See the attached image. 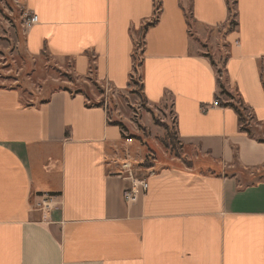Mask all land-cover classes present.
<instances>
[{"label":"crops","instance_id":"1","mask_svg":"<svg viewBox=\"0 0 264 264\" xmlns=\"http://www.w3.org/2000/svg\"><path fill=\"white\" fill-rule=\"evenodd\" d=\"M22 1L26 57L102 99L139 73L188 156L136 175L142 145L96 94L0 84V264H264V0Z\"/></svg>","mask_w":264,"mask_h":264},{"label":"rangeland","instance_id":"2","mask_svg":"<svg viewBox=\"0 0 264 264\" xmlns=\"http://www.w3.org/2000/svg\"><path fill=\"white\" fill-rule=\"evenodd\" d=\"M25 15L26 8L22 0H0V74L4 77L1 78L0 84L19 86L25 92L42 87L48 93L53 88L66 86L74 91L88 90L91 94H96L91 98V103L99 101L107 103L112 120L123 121L129 137L140 141L142 155L137 156L138 160L133 162L136 175H141L146 167L153 166L157 162L160 166L168 161L178 160L187 165L182 159L188 154L176 134L171 114H165L163 109L154 112L145 106L139 73L132 79L129 94L123 93V97L119 98L112 93L103 99L99 98L100 89H103L100 84H95L92 80L76 82L74 74H67L65 70L54 67L46 60L35 63L33 59L26 57L22 39V34L26 31ZM137 46L139 63L143 47L141 39ZM55 79L58 80L55 82ZM72 80L75 83H72ZM118 108L122 109L126 117L120 114ZM178 157L181 160L175 159Z\"/></svg>","mask_w":264,"mask_h":264},{"label":"built area","instance_id":"3","mask_svg":"<svg viewBox=\"0 0 264 264\" xmlns=\"http://www.w3.org/2000/svg\"><path fill=\"white\" fill-rule=\"evenodd\" d=\"M25 16L26 17L24 18V24H25L26 28L33 26L34 24H36L39 21L38 15L34 12H26ZM216 104H218V103L216 102ZM126 165L130 169L133 167L132 164H130V163H127ZM138 180L139 179H136V181H134L135 182L134 185L137 183ZM138 182L142 185L143 189H147L149 186V183L146 179H141ZM136 196H137V194H136L135 186L129 188L128 190H126L124 192V197L127 201L135 200ZM57 202H58V200L56 199V196L48 194V195H45L41 199V201L36 202L35 204H36V207L43 209L44 214H46V210L50 209Z\"/></svg>","mask_w":264,"mask_h":264},{"label":"trees","instance_id":"4","mask_svg":"<svg viewBox=\"0 0 264 264\" xmlns=\"http://www.w3.org/2000/svg\"><path fill=\"white\" fill-rule=\"evenodd\" d=\"M222 93H227V92L224 89H222ZM239 112H240L241 119L244 120V116H243L242 112L241 111H239ZM244 129L249 131L248 128H247L246 122L244 124Z\"/></svg>","mask_w":264,"mask_h":264}]
</instances>
